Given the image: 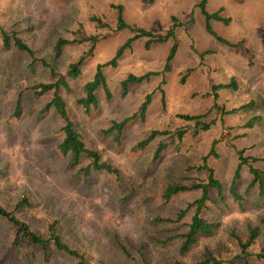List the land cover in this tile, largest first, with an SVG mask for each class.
I'll return each instance as SVG.
<instances>
[{
	"label": "rangeland",
	"instance_id": "374dc122",
	"mask_svg": "<svg viewBox=\"0 0 264 264\" xmlns=\"http://www.w3.org/2000/svg\"><path fill=\"white\" fill-rule=\"evenodd\" d=\"M199 4L200 0H0V206L44 239L55 221L61 240L83 256L84 264H203L208 256L221 264H264V196L255 188L245 195L251 182L245 167L233 185L241 202L229 195L239 151L264 170V0H211L205 11L216 18L208 20ZM111 5L122 6L126 24L153 34L174 26L177 49L164 71L173 40L149 48L145 39L134 41L115 67L102 69L110 98L97 90L98 107L84 114L76 103L84 97V84L92 80L96 66L111 60L132 36L115 30L117 12ZM78 28L97 41L72 80L68 66L91 48L89 42H74ZM3 32L9 47L3 45ZM13 36L33 52L32 57L14 47ZM59 39L71 43L56 50ZM151 72L156 75L128 85L126 95H121L120 82L129 74ZM231 80L233 86L217 91L213 107L211 86ZM58 81L65 88L60 85L43 94L36 89ZM55 94L64 101L86 147L116 168L119 179L105 172L83 179L70 168L67 156L58 150L64 123L54 109L45 108ZM147 95L150 103L141 118L139 109ZM251 102V108L240 110ZM234 109L238 110L225 114ZM184 115L204 116L201 121L211 126L201 131L180 118ZM130 117L115 142V133L107 134L111 123ZM253 119L257 120L247 128ZM178 130L185 131L181 141L159 136L145 149L132 150L151 131L175 135ZM160 141L168 147L151 165ZM213 141L215 157L207 164L223 184L226 202L200 215L218 222L219 228L199 237L188 254L179 256L178 240L158 243L166 234L154 219L184 210L199 193H180L167 205L160 195L169 181L191 185L189 180L206 178L197 167ZM87 165L83 159L79 167ZM192 214L190 209L185 222ZM247 225L257 227L259 234L242 256L231 233L244 236ZM76 263L52 244L43 255L23 237L22 227L0 217V264Z\"/></svg>",
	"mask_w": 264,
	"mask_h": 264
},
{
	"label": "trees",
	"instance_id": "16d2710c",
	"mask_svg": "<svg viewBox=\"0 0 264 264\" xmlns=\"http://www.w3.org/2000/svg\"><path fill=\"white\" fill-rule=\"evenodd\" d=\"M151 1V0H145ZM207 0H200V10L201 13L208 20L211 17L216 18V15H209L205 11V5ZM111 8H114L117 12L116 16V31H129L132 36L128 38L125 43L117 50L115 56L103 63L98 64L95 69V73L93 75L92 80L85 83L83 86L84 97L80 98L76 101V103L81 106L84 114H89L91 110L96 109L98 107V100L96 97V92L99 89H102L106 94V98H110V93L106 85V81L104 75L102 73V69L106 67H115L117 65V60L121 57L122 53L126 49H130L131 45L134 41L139 39H145V47L149 48L153 44H162L170 39L173 40L172 46L169 49L164 71L169 69V63L173 59L176 53V43H175V34H174V26H171L164 34H153L150 31L137 28L135 26H130L126 24L123 19L122 11L123 8L120 5H111ZM93 21L98 22V19L92 18ZM174 21V20H172ZM207 31L209 28L206 26ZM2 41L5 47H9V39L8 35L3 32L2 33ZM77 39L74 41L75 43L89 42L91 44L90 50L81 55L74 63H71L68 66L67 76L75 80L80 73V66L83 63L84 59L91 54L92 46L97 41V37L86 36L81 28L77 29L76 33ZM221 42L223 40L219 39ZM71 43L69 41L59 39L55 44V49L59 50L63 46ZM13 45L19 50L26 52L30 57L33 56V52L17 37L13 36ZM156 73H146L142 76H135L129 74L124 80L120 82L121 95L125 96L127 93L128 85L130 84H139L143 81H147L150 77L155 76ZM186 74L183 76V80L185 79ZM62 86L65 88L66 84L64 82L58 81L54 84H41L36 87L39 89V94L46 93L51 90H55L58 86ZM233 86L232 80L230 84H220L211 86L212 97H213V107L216 106L217 101V91L221 89H227ZM151 96L147 95L144 99V102L140 106L139 116L141 118L144 117V113L146 111L147 106L150 103ZM252 102L241 106L240 110L249 109L252 107ZM46 109H54L55 112L59 115L61 120L63 121V126L61 128V132L63 134V140L58 145L59 152L67 156L68 163L70 168L77 169L76 174L81 175L84 178L88 177L92 172H105L107 174L115 176L116 179H119V171L106 162L101 161L100 154L97 151L91 150L86 147L85 142L81 136V134L76 130L74 123L70 120L68 113L65 108V103L61 97L57 94L53 96L51 101L46 105ZM238 109L231 110L230 112H225V114H230L236 112ZM206 117V115H205ZM131 118H125L120 122H112L109 129L107 130V134L115 133L114 140L115 142H119V137L123 131L124 126L131 120ZM184 121H192L195 123L197 127L201 131L209 130L211 123L202 122V118L204 116H189L184 115L180 117ZM257 119H253L248 122L247 128H251ZM185 131L178 130L175 135L170 134L168 131H151L146 138L137 142L133 147V151L143 150L145 149L151 142H153L159 136H168L170 135L172 139H176L181 141ZM216 141H213L208 153L202 158L201 165L197 167L198 170L204 172L206 174V178L204 180H189L194 184H185L181 181H169L164 184L163 190L161 192V200L164 205L170 203V201L180 193L188 192V191H196L199 193V198L195 200L192 204H188L184 210L178 211L175 215L171 217H155V223L159 224V226L165 228L166 237L162 239H158V243L167 244L171 241L178 240V254L179 256H184L189 253L191 248L197 243L199 237H206L212 235L218 228L219 223L209 221L207 218H204L200 215L201 212L206 211L209 208H220L225 205L226 199L224 196V186L219 181L214 174V170L208 166L207 160L210 157H215V148ZM168 145L163 141H160L154 152L153 156L150 160L151 165H154L158 162L162 154L166 151ZM86 159L88 161V165L85 167H79L81 161ZM253 162H256V159H248L244 155V151L241 150L238 152V164L236 166L232 184L229 188V195L232 200L235 202H241L242 197L236 193L233 188L234 182L238 179L240 170L242 167H245L248 173L251 176V182L245 189V195L249 193L251 188H255L258 191L260 196H264V170H260L253 165ZM190 209H193V214L189 217L188 222H185L186 215ZM0 217L6 219L10 224L15 226L22 227L23 237L27 238L28 241L41 248L43 255L48 254V246L52 244V246L58 252L66 254L77 260L76 264H84V258L81 254L71 249L67 244H65L60 236L57 233L56 222L53 221L48 225L47 232L48 238L44 239L41 236L35 234L34 232L29 231V229L20 223L11 213L6 212L0 206ZM167 227V228H166ZM258 228L253 227L251 225H247L245 230V235L235 234V232L231 233V237L236 242V245L239 249V252L242 256L246 255L247 250L252 246L258 238ZM120 250L124 254H128V250L123 245H120ZM259 258H263L261 255H258ZM240 258V255L235 257V259ZM203 264H221L220 261H217L213 257L208 256L207 259H204ZM170 264H182L179 261H174ZM243 264H248L246 260H244Z\"/></svg>",
	"mask_w": 264,
	"mask_h": 264
},
{
	"label": "crops",
	"instance_id": "0c3cea01",
	"mask_svg": "<svg viewBox=\"0 0 264 264\" xmlns=\"http://www.w3.org/2000/svg\"><path fill=\"white\" fill-rule=\"evenodd\" d=\"M210 1H211V0H207V2H206V3L208 4ZM236 1H237V0H236Z\"/></svg>",
	"mask_w": 264,
	"mask_h": 264
}]
</instances>
